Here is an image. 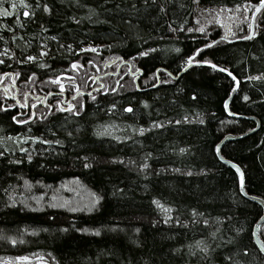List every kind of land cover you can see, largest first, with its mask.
<instances>
[{
  "label": "trees",
  "instance_id": "1",
  "mask_svg": "<svg viewBox=\"0 0 264 264\" xmlns=\"http://www.w3.org/2000/svg\"><path fill=\"white\" fill-rule=\"evenodd\" d=\"M43 2L55 9L53 15L35 9V22L21 16L24 28L15 25L13 17H0V22L9 23L18 36L23 37L13 41L10 38L12 33L0 29V37L4 38L0 40V51L7 42V47L18 57L22 54L39 56V49L44 47L41 41H45L52 54L26 64L8 59L7 64L0 65V72L21 73L15 82L7 77L0 81V104L16 105L6 112L0 111V152L5 153L0 157V236L18 241L13 245L7 239H0V260L35 254L46 258L49 264H55L48 256L52 253L60 264H121L125 259L131 260L132 264H161L162 260L164 264H184L187 257L182 254L188 251L187 245L194 247L195 242L203 238L212 247L220 244L222 248L217 251L227 248L237 251L239 243L249 244L252 251L244 257L246 264H264V254L255 246V238L250 239L251 232L264 216V209L242 195L237 173L215 156L217 143L228 135L242 136L250 132L249 129H255L257 123L227 115L224 101L232 96L235 81L224 72L207 66H191L178 77L183 72L180 71L183 62L196 48L211 40L218 41L195 59H211L229 68L240 80L238 91L229 104L231 112L255 117L260 123L257 132L225 144L222 153L244 171L245 189L249 195L264 200V79H244L264 72V29L258 28L260 34L254 39L244 40L236 38L247 35V28L241 27L235 37L222 41L223 29L205 22V16L214 12L202 13L200 10L219 9L224 5L231 11L237 10L234 5L243 4L244 0H200L199 9L192 0H178L187 7L180 9L177 6L176 16L181 21H188L187 27L194 29L191 33L172 32L164 20L156 23L142 12L139 14L142 22L138 23L133 16L132 24L136 27H125L120 16L127 18L130 14L114 10L118 2L124 7L122 0H82L93 7L100 5L113 9L111 12L101 11L99 16L102 21L111 19V25L93 24L87 19L77 25L66 21V17L76 15L83 18L88 8L70 6V0ZM252 2L258 3V0ZM29 3L34 8L35 0H29ZM97 11H100L99 7ZM49 22V32L42 33L40 25ZM200 26L205 27V32L196 30ZM51 35L65 39L48 40ZM69 36L84 45L111 44L112 47L102 48L98 53L69 52L59 47L61 43L73 42L66 39ZM149 47L156 51L147 56L136 55ZM75 59L84 64L79 72L68 67ZM89 59L94 63L87 64ZM113 60L117 64L108 66ZM44 63L50 67H41ZM157 68L167 69L173 75L169 77L167 72L161 71L160 82L152 80L156 86L149 87L145 80ZM137 69L143 72V76L134 82L133 72ZM60 71L69 75L68 78L62 76L69 82L65 88L68 99L75 95L77 85L84 92L81 99L85 108L80 116L58 111L56 101L59 98L55 94L60 90L57 85L41 83ZM32 72L37 73L34 81L24 83ZM135 84L140 87H134ZM5 85L12 93L11 98L4 95ZM101 85L103 89L116 88L117 91L105 92L100 89ZM50 91L54 93L50 100L53 114L47 119L34 118L26 125L11 120L17 112L29 113L21 110L16 101L21 104L26 101L31 106L37 97L41 100ZM25 92L28 93L26 98ZM88 93L96 100H92ZM193 93L196 99H193ZM245 94L249 96L247 101L243 99ZM141 101H147L148 107ZM112 103L117 108L108 112ZM128 104L134 108L132 113L123 111ZM34 111L37 116L41 113L47 115V105L42 108L37 104ZM185 116L187 121L183 119ZM166 119L179 120L180 123L151 129L143 135L133 131L134 127L141 125L148 128L152 120L163 122ZM105 125L110 126L107 131L111 134L96 135ZM67 132L73 135L69 137ZM40 135L53 143L20 140V137ZM57 139L64 143H55ZM21 147L26 151L21 152ZM181 148L187 151L182 153ZM149 152L152 156L145 161L144 156ZM29 154L33 156L31 161L26 158ZM84 156L89 158L90 167H84ZM16 160L22 163H13ZM144 162L150 167L138 169V165ZM176 168L181 171H173ZM158 169L167 170L157 174ZM201 169L207 171L201 172ZM189 170L191 175L187 174ZM64 186L68 192L60 191ZM76 186L86 193L104 197L92 212L47 206L59 193L63 200L79 202L77 207L81 208L82 204H79L83 197ZM154 197L171 204L173 216L188 219L189 210L195 207L204 212L210 223L206 227L189 224L186 228L174 223L152 224L153 219L163 217V213L151 203ZM223 215L230 216L231 221H214L216 216ZM114 225L118 226L117 231H109ZM82 227L100 228L101 234L76 231ZM217 227L220 232L213 239L209 233ZM240 227L244 231L236 233L235 229ZM136 228L140 231L136 232ZM233 237V243L228 244ZM259 237L264 240V227L259 229ZM136 240L141 243L136 244ZM180 245L185 246L180 254L171 253L169 256L171 249ZM33 259V264H41L40 260Z\"/></svg>",
  "mask_w": 264,
  "mask_h": 264
},
{
  "label": "snow or ice",
  "instance_id": "2",
  "mask_svg": "<svg viewBox=\"0 0 264 264\" xmlns=\"http://www.w3.org/2000/svg\"><path fill=\"white\" fill-rule=\"evenodd\" d=\"M105 2H107V0H105ZM122 3L124 4L123 8L121 7V3L118 2L114 5V10L116 13L127 12L130 14L127 18H125L124 16H120V21L125 27H136V25L132 24L133 16H135L137 18L138 23L142 22V21H140V18H139V14H141V12H142L147 18H149L150 20H152L156 23H159L160 20H164V23L167 25V27L172 32L187 31V32L191 33L194 31L193 28L187 27L188 21L186 19L181 21L176 16L177 6L180 9H184L187 7V5L185 3L178 2V0H122ZM192 3L197 6V9L200 8V0H192ZM72 5H75V7H77V8H79V7L88 8L87 15L83 18H78L76 15L67 16L66 21H72L75 24L79 25L82 22V19H87L90 23H93V24H100V23L109 24V25L112 24L111 19H105L102 21L99 19V16H100L101 11L111 12V11H113V9L103 8L100 5L93 7L90 4L82 3V0H70V6H72ZM98 7L100 8V11H97ZM234 7L238 11L240 9H243L245 12H248L249 10H251V23H249L247 25V35H244L242 37H236V38L244 39V40H252L255 37H257V35L260 34V33H258L257 29L258 28L264 29V0H258V3H253L252 0H244L243 4H236V5H234ZM35 9H39L43 13H47L49 16L53 15V13L55 11V9L48 2H43V0H35L34 8H33V4L29 3V0H0V17H13L15 25L19 26L20 28H24V26H25L24 22L21 19V16L24 18H27V20H29V21L35 22V20L37 18V12L35 11ZM226 9H227V6L224 5L219 9L203 8L200 10L202 13H213L214 12L216 14L214 19H216L217 22H219V16ZM227 10L231 11V9H227ZM170 12L172 13L171 16H169ZM245 19H247V17H245ZM208 23H212V20L209 19ZM50 28H51V22H49L47 25H45V24L40 25V30L42 33H48ZM0 29H4V30H7L8 32L12 33L10 38L13 41L17 40L18 38L23 39L22 36H18L15 29L12 26H10L9 23L0 22ZM196 30L203 33V32H205V27L200 26ZM228 34L235 36L234 33H231V29L228 30ZM228 34H225L224 36H222L221 40L222 41L228 40ZM3 39H4L3 37H0V40H3ZM47 39L51 40V41H59L60 39H65V38L58 37L57 35H51V36L47 37ZM66 39H71L73 42L72 43H61L59 45V47L65 48L67 51L73 52V53H76V52L98 53L102 48H111L112 47L111 44L90 43V44L84 45L82 41H77V40H75L74 37H71V36L67 37ZM148 39L151 40L152 37L149 36ZM41 43H44V47H41L39 49V56L23 55L22 54L21 57H18V56H16V53L10 47H7V42H5V45H6L5 48L3 49V51H0V57H3V58H0V65L7 64L8 59H15L20 64H26V63L37 61L39 59V57H46V56L50 57L52 54L48 50L47 43L45 41H41ZM217 43H218V41L211 40L209 43L203 44L202 47L196 48L195 51L187 57L186 61L183 62V67L180 69V71H184V69L186 67L190 66L193 63L209 65L212 69H218L219 71L227 73L228 76H230L231 79L233 81H235V84L232 86L231 91L236 92L239 88L240 80L237 79V76L234 75L233 72L229 68L218 65L217 63H215L211 59H200V60L195 59V57L197 55H199L204 49L211 48L213 45H216ZM25 44L28 47H31V44L29 42L25 41ZM155 51H156L155 48L149 47L145 50L138 51L136 53V55L137 56H147L150 53L155 52ZM177 51H179V49H177ZM118 59H123V58L118 57ZM93 63H94L93 60H91V59L87 60V64L91 65ZM40 66L45 67V68L50 67L46 63L41 64ZM68 67L75 70L76 72H79L80 69L84 67V64H82L79 59H75V60H72L70 62ZM136 71L139 72L141 70L137 69ZM161 71L167 72V75L169 77H172V75H173V73L168 72L167 69L157 68L155 70V72H153L151 74V76L145 80V84L148 85L149 87H155L156 85L154 83H151V81L155 80L157 83H159L160 82L159 73ZM20 75H21V73L19 71L0 72V81H2L4 78L7 77V78H12L13 82H15V78L19 77ZM66 75H67L66 71H60L59 74H56L53 76H48L47 79L45 81H42L41 83H45V84L46 83H52V84L58 85L60 92L56 93L55 95L62 96L64 91H65V84H64V81L61 79V77L66 76ZM133 75H135V73H133ZM36 76H37V73L32 72L31 75L28 76L27 80L24 81V83L27 84V83L34 81ZM71 79H72V82L74 83L75 77H73ZM88 79H92V77H88ZM244 79H255V80L264 79V72L260 73L257 76H251V77L246 76V77H244ZM165 82H167V81H165ZM101 87H103V86H101ZM134 87L139 88L140 85L135 84ZM7 89H8V86L5 85L4 95L5 96L12 95V93H10ZM103 90L105 92L111 91L113 93H115L117 91L116 88H111V89L104 88ZM47 95L52 96V95H54V93L50 91ZM88 95L92 100H96V97L93 96L91 93H88ZM24 96L26 98L28 96V93L25 92ZM83 96H84V92L80 89L79 85H77L75 88V95H73L70 100L64 101V104H66L67 107H64L63 105H61L60 100L56 101L57 110L61 111V112H71L75 116H80L81 111L84 110V108H85V102L83 101V99H81ZM36 99H37V103H40V98L37 97ZM193 99H196L195 93H193ZM243 99L245 101H247V100H249V96L245 94ZM44 102L47 104V97L44 98ZM141 103H143L145 107H148L147 101H141ZM16 104H19L21 107H29V105L27 104L26 101H25V103L21 104V102L18 100V101H16ZM15 106H16L15 104H6V105L0 104V111L6 112L8 109H12ZM35 107H36V104L31 105V108L34 109ZM116 108H117V105L115 103H112L110 106H108L107 110H108V112H112ZM224 108L226 111H228L232 115H239V113H231V109L229 108L228 100L224 101ZM123 111L128 112V113H132L134 111V108L131 104H128L127 106H125L123 108ZM52 114H53V105L47 104V115L41 113L39 116H37V114L35 112H31V111L29 113H26V114H22V113L17 112L15 115L11 116V120L13 122H15L16 124L26 125L30 121H32L34 118L36 120L47 119ZM25 116H26V118H25ZM183 119L185 121H187L188 117L185 116V117H183ZM173 123L179 124L180 121L179 120L173 121V120L166 119L163 122H161L159 120H152L151 124L148 128L141 125L139 127H134L133 131L139 132L141 135H143L144 133L150 131L151 129L164 128L167 125H171ZM200 123H203V120H200ZM108 127H110V126L105 125L104 129L102 131H98L96 133V135H98V136L110 135L111 133H109L107 131ZM249 131H254V129H249ZM67 135L69 137H71L73 134H72V132H67ZM9 138H11V137H9ZM28 139H31L33 142L42 141L43 143H46V144L53 143V141L45 140L42 135L31 136V137H20V140H28ZM116 139L119 140L120 138L116 137ZM125 139H128V138L125 137ZM55 143L63 144L64 141L57 139L55 141ZM222 143L223 142L217 143L215 145V156L218 157V159L220 161H223L224 163L231 165L233 168H235L236 173H238L239 191L241 193H243L245 196H248L249 193L245 189V183H246L245 173L238 164L233 163V161L231 159H226L225 155L222 153V148H221ZM20 151L25 152L26 150L23 147H21ZM180 151L183 153V152H186L187 149L181 148ZM4 155H5L4 152H0V157H3ZM151 156H152V153H150V152L147 153V155L144 156V160L147 161L148 158ZM26 158L28 161H31L33 159V156L29 154V155H27ZM88 159L89 158L87 156L83 157V160L85 161L84 167H86V168L91 166L89 163H87ZM121 162H123V158H121ZM13 163L20 164V163H22V161L16 160V161H13ZM131 163H135V161H131ZM149 167H150V165L146 162L140 163L138 165V169H143V170H147ZM166 170L167 169H158L156 171L158 174L160 171H166ZM173 171L180 172L181 170L179 168H176V169H173ZM200 171L206 172L207 170L201 169ZM148 174L150 175L151 173H148ZM187 174L191 175L192 173L189 170ZM93 195H94L95 199L92 201L91 205L85 209L88 212H92L94 210V208L98 206L99 202L101 200H103V198H104L103 196L97 195L95 193H93ZM252 199L256 200L258 198L253 196ZM260 202L264 203V200H261ZM151 203L153 205H155L156 209H158L159 212L163 213V217L158 218V219H153L151 221L152 224H172V223H174L176 225H180L182 228H186L189 224H191V225H201L202 224L203 226L206 227L210 223L209 219L205 217L204 212L199 211L195 207H193L189 210V212H190L189 218L182 220L181 215L173 216L171 214L173 212V207L171 204L164 203V202H162V200L160 198H156V197H154L152 199ZM53 206L55 207V205H53ZM71 211L75 212V211H77V209L72 208ZM176 211L179 212V209L177 208ZM231 219L232 218L230 216L223 215V216H216L214 218V221H216V222L224 221V220L231 221ZM260 219H261V221H264V216H262ZM256 227L257 228L264 227V224L257 223ZM117 229H118V226L114 225L111 228H109L108 230L114 232V231H117ZM26 231H27V229H26ZM62 231H67V229H62ZM76 231L81 232V233H92V234H95L97 236L101 234L100 228L82 227V228H77ZM135 231L139 232L140 229L136 228ZM235 231H236V233H241L244 231V229L242 227H240V228H236ZM219 232H220V228L217 227L214 231L210 232L209 235L213 239H215ZM252 237L256 238V245L255 246L258 247V249L261 253H264V240L259 239V236H257V233L255 231L251 232L250 239ZM0 239H7L13 245H15L18 242L17 239L12 238V237L0 236ZM234 240H235V237L230 238L227 241V243L232 244ZM20 242H23V241H20ZM135 243L140 244L141 242L139 240H136ZM184 247H185L184 245H180V247H178V248H172L170 253H169V256H171V253L180 254L181 248H184ZM221 248H222V246L220 244H217L215 247H212L203 238L200 240H197L195 242L194 247L191 244L187 245L188 251L185 254H182V255H186V257H187V259H184V264H246L244 257H247L249 255L250 251H252V248L249 246V244H244V243H239L237 251H232L231 248H227V249H224L221 251H217V249H221ZM241 253L243 255H241ZM105 254L112 255V253H105ZM48 256L51 258V261L55 262V264H60V261L56 258V256L52 255V253H48ZM33 258L40 260L41 264H49V261L46 258H44L42 256L38 257L35 254H33L32 257H29L27 255L17 256V257H15V260H17V261H28V260L33 259ZM2 264H10V260L6 259L4 262H2ZM121 264H132V261L125 259V260L121 261ZM161 264H164L163 260L161 261Z\"/></svg>",
  "mask_w": 264,
  "mask_h": 264
},
{
  "label": "rangeland",
  "instance_id": "3",
  "mask_svg": "<svg viewBox=\"0 0 264 264\" xmlns=\"http://www.w3.org/2000/svg\"><path fill=\"white\" fill-rule=\"evenodd\" d=\"M215 15H216L215 13L212 14V15H206L205 18H207L208 20L209 19L212 20V23H210V24H212V25L216 24L217 26L221 27L223 29V31H224V35L228 34V30L231 29V33H234L235 36H236L241 27L247 28V25L249 23H251L250 22L251 21V10H249L248 12H245L243 9H240L239 11L238 10H232V11H226L225 10L219 16V22H217V20L214 19ZM245 17H247V19H245ZM207 19L205 20V22L208 23ZM235 36H233L231 34H228V38H233ZM110 62H112V61H110ZM115 64H117V63H115ZM115 64H113V66ZM133 73H135V75H133V77L135 79L134 82H135L137 80V77L139 76V72L136 71V72H133ZM68 76L69 75H66L65 77L64 76L63 77L64 78H68ZM63 77H61L62 80L64 79ZM63 81H64L65 88H66L68 86L69 82H67L68 80H63ZM101 86H103V85H101ZM57 88L59 89L58 85H57ZM100 89H103V87H100ZM9 97L11 98L12 96L9 95ZM57 97L59 98V100L61 102V105L66 107L67 105L64 104V101L70 99V98L68 99L67 92L64 91L62 96H57ZM44 98L40 100V103H38L39 106H41L42 108H44V106H46L47 104H50V100H51L52 96H47V104L44 102ZM35 103H37V101ZM20 108L23 111L26 110L27 112H30V111L31 112H35L34 111L35 109L33 110V108H31V106H29L28 109H24L26 107L22 108L21 106H20ZM75 188H78V191L81 192V196L83 197V198H81L83 200H80L81 202L79 204V205L82 204L81 208L77 207V204L79 202L72 201V203H70L69 201L63 200L62 197H61L62 195H60L59 193H56L55 197L52 198L51 202L49 204H47V206L51 207V208H60V209H71V208L74 207V208L79 209V210H85L87 207H89L91 205V203L95 199V197L91 193H86L84 190L81 191L79 189V187H77V186ZM60 191L61 192H68V190L66 189L65 186L61 187ZM75 194H77V193H75ZM53 205H55V207ZM4 261H5V259L4 260H0V264H2V262H4ZM33 263H35L34 259H30L28 261H17L15 259H10V264H33Z\"/></svg>",
  "mask_w": 264,
  "mask_h": 264
},
{
  "label": "water",
  "instance_id": "4",
  "mask_svg": "<svg viewBox=\"0 0 264 264\" xmlns=\"http://www.w3.org/2000/svg\"><path fill=\"white\" fill-rule=\"evenodd\" d=\"M115 63H116V60H113L112 62L108 63V66H111V65H113V64H115ZM191 66H207V67H210L209 65L193 63V64H191L190 66L186 67V68L184 69V71H183L182 73L179 74L178 77H180V76H181L185 71H187ZM217 70H218V69H217ZM224 73H225V72H224ZM225 74H227V73H225ZM227 75H228V74H227ZM142 76H143V72H142V71H139V76L137 77V80H138L139 78H142ZM137 80H136V81H137ZM237 91H238V90H237ZM237 91H236V92H233L232 96L228 99L229 104H230L231 100L233 99V97L236 95ZM226 113H227V115H228L229 117H232V118H236V119H246V120H252V121H255V122L257 123V127L254 129V131H250V132H248V133H246V134H244V135H242V136H237V137H236V136H233V135H228V136H226V137L221 141V142H223V143L221 144V148H222L225 144H227V143H229V142H232V141H236V140L242 139V138H244V137H247V136H249V135H251V134L257 132V131L259 130V128H260V123H259V121H258L255 117H244V116H239V115H232V114H230L228 111H226ZM231 113H232V112H231ZM221 142H220V143H221ZM221 162H222L223 164L229 166L230 168H232V169L236 172L235 168H233L231 165H228V164L224 163L223 161H221ZM237 175H238V173H237ZM242 195H243L245 198H247L248 200H251V201H253V202H256V203L260 204V205L263 207V209H264V203H261V202H260V201H261L260 199L253 200V199H252V196H250V195L245 196L243 193H242ZM258 223L263 224L264 221H261V220H260ZM259 229H260V228L255 227V232L257 233V236H259ZM254 238H255V237H254ZM259 239H260V237H259ZM255 242H256V238H255ZM263 254H264V253H263Z\"/></svg>",
  "mask_w": 264,
  "mask_h": 264
},
{
  "label": "flooded vegetation",
  "instance_id": "5",
  "mask_svg": "<svg viewBox=\"0 0 264 264\" xmlns=\"http://www.w3.org/2000/svg\"><path fill=\"white\" fill-rule=\"evenodd\" d=\"M137 81H138V80H137ZM137 81H136V82H137ZM35 104L37 105L38 103H35ZM22 108H24V107H22ZM28 108H29V107H26V108H24V109H28ZM34 109H35V108H34ZM34 109H33V110H34ZM31 110H32V109H31Z\"/></svg>",
  "mask_w": 264,
  "mask_h": 264
}]
</instances>
